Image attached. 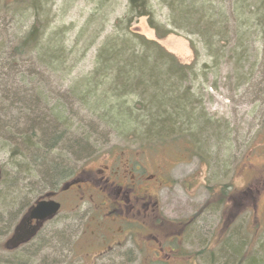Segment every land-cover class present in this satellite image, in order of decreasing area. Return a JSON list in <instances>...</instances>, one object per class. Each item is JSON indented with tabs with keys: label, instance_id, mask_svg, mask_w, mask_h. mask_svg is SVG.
Listing matches in <instances>:
<instances>
[{
	"label": "rangeland",
	"instance_id": "rangeland-1",
	"mask_svg": "<svg viewBox=\"0 0 264 264\" xmlns=\"http://www.w3.org/2000/svg\"><path fill=\"white\" fill-rule=\"evenodd\" d=\"M211 1L224 7L230 4V0ZM35 2L30 5L23 4V0H0V45L4 44L8 48L16 44L27 35L37 19L40 27L38 36L41 39L39 48L32 57L35 59L33 64L30 62L23 65L21 72L10 70L8 66L0 69V106L9 105L4 101L6 95L13 97V89L19 91L22 98L44 94L48 99L49 109L59 104L62 109L66 108L67 112L74 114V130L85 133L90 139L91 154L86 160H71L74 169L72 177L58 185L56 200L62 204V211L45 226L44 233L48 235L45 240L48 242L40 240L36 248L34 243L26 245L20 251L8 252L5 250L6 243L12 237L20 218L38 197L50 191L46 183L42 182L40 170L32 162L20 156H12L14 144L4 138L8 136L7 131L0 130V134L4 135L0 137V264L95 262L92 258L95 251H92L91 256H86L90 247L95 246V236L86 231L95 221L94 208L91 209L86 202L80 204L77 213L70 212V202L76 201L77 197H69L72 194H65L63 189L72 181L87 178L90 168L100 171L102 167L111 166L116 161L126 164L133 162L137 166H143L150 174L168 172L169 175L164 174L172 182V188L163 192L166 197L164 200L170 206L173 203L179 215L192 216V212L200 208L207 198L204 191H196V195L190 194V191L184 190L183 185L190 189L196 183L203 182L205 190L206 187L212 188L213 198L210 202L213 205V228H218L219 216H222L225 227L233 226L231 230L238 228L241 232L243 248L232 263L264 264L263 29L255 25L241 26L239 35H248L244 39V46L248 48L246 58H238L231 53H226L222 58H213L199 35L177 32L158 40L155 31L149 27L147 18H132L130 23V18L127 19V0ZM151 4L157 24L166 31H171L169 10L160 0H151ZM251 9L256 11L255 4ZM131 33L158 42L179 63L193 67L186 81L191 87L190 106L198 119L209 123L210 131L207 130V133L211 137H199V141H195L199 149L193 147L190 152L187 148L189 144L176 139L156 144L141 142L136 137L139 131L135 127L124 130L119 125L108 123V118L104 119L105 112L109 113L114 102L91 109L80 104L65 103V95L68 93L81 97L82 85L97 68L100 49L116 37L136 42L134 36H130ZM65 50L68 60H65ZM53 58H60L59 62L53 63ZM8 63L10 62L5 64ZM51 63L54 64V69L50 68ZM27 68H31V71L27 72ZM103 90L104 88L97 91V95L102 96ZM140 101L139 98L130 97L122 101L126 102L123 103V109H134ZM43 108L44 105L39 110ZM116 113L112 114L111 120L114 118L115 124H123L117 119ZM136 114L140 115L138 112ZM212 131L217 134L216 137ZM116 157L123 159L117 160ZM190 183L195 184L189 186ZM174 185L177 186L174 188ZM229 187V199H225L222 204L219 196L221 189L228 190ZM168 193L171 194L167 196ZM238 194H242L244 203L240 212L237 206L232 207L231 202H237ZM173 199L176 201H172ZM83 212L90 216V221L79 228V233H66L70 253L65 254L68 253L65 249V218H72ZM239 216L242 222H238ZM222 229L215 232L214 238H218L216 243H223L228 237V229ZM222 246L223 244L220 245ZM219 254L213 255L214 264H224Z\"/></svg>",
	"mask_w": 264,
	"mask_h": 264
},
{
	"label": "trees",
	"instance_id": "trees-1",
	"mask_svg": "<svg viewBox=\"0 0 264 264\" xmlns=\"http://www.w3.org/2000/svg\"><path fill=\"white\" fill-rule=\"evenodd\" d=\"M35 1L23 0V4L32 5ZM127 1V19L130 18V23L132 18H147L158 40L177 32L199 35L213 58H222L226 53L246 58L248 48L244 42L248 35H239L242 25H255L264 31V0H230L228 7L217 5L211 0H160L169 10L171 31H166L155 21L151 0ZM254 4L257 7L255 12L251 11ZM38 22L37 19L27 35L16 44L8 48L4 44L0 45V69L8 66L10 70L21 72L23 65L35 62L32 57L41 41ZM130 36H134L136 42L116 37L100 49L97 68L82 85L81 97L68 93L65 103L80 104L91 109L114 102L109 113L105 112L104 119L108 118V123L119 125L124 130L135 127L139 131L136 137L141 142L156 144L176 139L189 144L187 148L190 152L193 147L199 149L195 141L198 142L199 137H209L207 130L210 126L208 122L203 123L201 118L198 119L190 106L191 87L186 81L193 67L179 63L156 41L135 34ZM59 59L53 58L52 61L56 63ZM7 62L10 63L7 65ZM53 63L50 64L51 69H54ZM44 64L47 65L46 62ZM27 70L30 72L31 68ZM102 88L103 95L98 96L97 91L100 92ZM20 94L13 89V97H5L4 102L9 105L0 106V130L5 129L8 133L7 137L1 134L0 137L14 144V158L20 156L28 159L40 170L42 182L54 193L60 182L72 177L74 169L70 161L88 159L91 154L90 139L85 133L74 130V114L67 112L66 108L62 109L56 104L53 109H49L48 99L42 93L23 98ZM130 97L141 101L134 109L128 107L124 110L123 103L126 102L122 101ZM42 105L45 108L39 110ZM114 113L123 124H115L114 118L112 122ZM213 134L216 137L217 134ZM229 191L230 187L228 190L221 189V202L225 203L224 200L229 199ZM241 238V232L236 228L214 255L220 253L222 263L233 264L232 260L240 255L243 248Z\"/></svg>",
	"mask_w": 264,
	"mask_h": 264
},
{
	"label": "flooded vegetation",
	"instance_id": "flooded-vegetation-1",
	"mask_svg": "<svg viewBox=\"0 0 264 264\" xmlns=\"http://www.w3.org/2000/svg\"><path fill=\"white\" fill-rule=\"evenodd\" d=\"M102 168L100 171L90 168L87 178L72 181L66 184L64 189L65 194H72L69 197H77L76 201H69L70 212L77 213L80 204L86 202L91 209L94 208L95 221L86 229L87 234L95 236L93 241L95 246L90 247L86 254L89 257L92 251H95L92 256L95 262L91 264L215 263L214 251L223 244L221 241L216 243L218 238H214L215 232L221 231L226 224L223 217L219 216L218 228H213V205L210 202L213 198L212 188L206 187L205 190L203 182L190 183L189 186L195 184L190 189L186 185L182 186L185 191H190V194L196 195V191L202 190L207 196L204 204L188 217L189 215H179L173 203L170 206L164 200L163 192L172 188V182L164 174L169 175L168 172L150 174L143 166L121 161ZM175 186L177 185H174V188ZM58 193L48 192L35 200L20 218L12 237L6 243L5 250L16 252L28 244L35 243L36 248L40 240L43 243L48 242L45 240L48 235L44 233V229L55 218L45 223L33 221L30 225H23L22 222L28 211L39 201L50 200L51 198H47L49 194H55L52 199L57 201ZM241 196L242 194L237 195V202L231 200L232 207L237 206L239 212L244 208ZM84 212L72 218H65V249L68 252L65 254L70 253L66 233H79V228L81 226L83 228L86 222L90 221V216H86ZM240 219L239 216L238 222ZM229 227H225L228 229V237L225 240H228L233 232L231 230L233 226ZM29 229L34 230L31 238L14 247L12 240L15 234L22 236Z\"/></svg>",
	"mask_w": 264,
	"mask_h": 264
},
{
	"label": "water",
	"instance_id": "water-1",
	"mask_svg": "<svg viewBox=\"0 0 264 264\" xmlns=\"http://www.w3.org/2000/svg\"><path fill=\"white\" fill-rule=\"evenodd\" d=\"M54 197V194H50L47 198ZM61 210V205L54 200H42L39 201L28 213L27 217L23 220V225H30L33 221L44 223L48 220L55 218ZM34 230H26L24 235H17L13 237L12 245L18 246L31 238Z\"/></svg>",
	"mask_w": 264,
	"mask_h": 264
}]
</instances>
